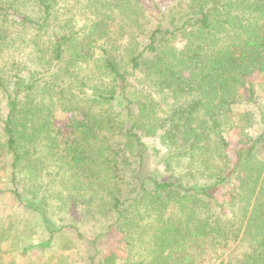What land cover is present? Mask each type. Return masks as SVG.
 I'll return each mask as SVG.
<instances>
[{
    "label": "trees",
    "instance_id": "1",
    "mask_svg": "<svg viewBox=\"0 0 264 264\" xmlns=\"http://www.w3.org/2000/svg\"><path fill=\"white\" fill-rule=\"evenodd\" d=\"M61 238L264 264V0H0V243Z\"/></svg>",
    "mask_w": 264,
    "mask_h": 264
},
{
    "label": "rangeland",
    "instance_id": "2",
    "mask_svg": "<svg viewBox=\"0 0 264 264\" xmlns=\"http://www.w3.org/2000/svg\"><path fill=\"white\" fill-rule=\"evenodd\" d=\"M147 6H152V1H156L162 9L169 5V0H140ZM253 133V130H251ZM236 136H229L230 144L235 140ZM68 239V238H67ZM61 238L56 242L54 248L50 251L41 253L30 252L26 256H20L18 250L8 249L7 245L9 241H3L0 243V264H57L58 259H64L66 264H84L85 251L81 247L75 248L70 246L69 248L62 249L64 244Z\"/></svg>",
    "mask_w": 264,
    "mask_h": 264
}]
</instances>
